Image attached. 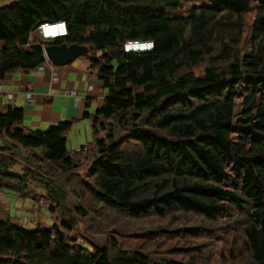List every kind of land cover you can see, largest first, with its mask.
<instances>
[{"label":"trees","instance_id":"1","mask_svg":"<svg viewBox=\"0 0 264 264\" xmlns=\"http://www.w3.org/2000/svg\"><path fill=\"white\" fill-rule=\"evenodd\" d=\"M182 1L16 0L0 8V80L42 66L44 46L77 44L89 49V75L104 92L90 116L93 141L77 151L66 145L71 123L26 133L23 109L0 112V191L27 197L38 186L37 200L61 217L33 231L0 221V264H192L121 250L113 236L107 247L82 246L71 235L70 198L86 201L74 211L81 217L223 229L231 264H264V0H206L186 18H169ZM59 22L66 37L46 42L36 33ZM128 41H150L153 50L124 54ZM16 166L23 175L11 174ZM188 234L168 233V255H201Z\"/></svg>","mask_w":264,"mask_h":264},{"label":"crops","instance_id":"2","mask_svg":"<svg viewBox=\"0 0 264 264\" xmlns=\"http://www.w3.org/2000/svg\"><path fill=\"white\" fill-rule=\"evenodd\" d=\"M7 1L9 4L16 2ZM84 57L64 67H55L46 60L29 74L16 72L7 75L0 80V112L8 106L23 109L22 127L26 133L47 131L58 123H71L66 143L67 149L70 145L68 151H77L90 144L94 136L90 116L102 107L104 92L100 89L97 77L89 75L90 64ZM86 113L88 117L84 118ZM22 153L26 155L27 151L23 150ZM11 174L21 176L23 172L17 166L11 169ZM38 192L43 194L41 188ZM33 196L22 197L1 190L0 221H12L11 211L23 213L25 217L27 213L30 214L26 205Z\"/></svg>","mask_w":264,"mask_h":264},{"label":"rangeland","instance_id":"3","mask_svg":"<svg viewBox=\"0 0 264 264\" xmlns=\"http://www.w3.org/2000/svg\"><path fill=\"white\" fill-rule=\"evenodd\" d=\"M8 4L9 2L7 0H0V8ZM208 6L209 3L206 0H183L181 9H179L178 11L169 12L168 17L172 19L186 18L189 16L191 9ZM255 14L256 9L255 7H253L250 13H248L245 17V43L249 41V38L251 37ZM36 33L39 35L37 31ZM246 47L247 44H244L242 50V53L244 54L247 53ZM89 55L90 51L87 56ZM78 62L82 61L79 60ZM195 73L199 74L200 70L195 71ZM239 110V100H236V113H238ZM2 144L3 142L0 139V146ZM72 144H74L73 141ZM68 146V149H70V145ZM78 174H80V177H84L83 172H79ZM75 185L76 183L72 181L69 184V188L71 189L75 187ZM30 187L32 190H34L30 192V194L35 195V198H30L31 202L26 205V207L30 211V214L27 213L25 217L23 216L25 215L23 213L17 214L15 213V211H11L10 215L12 216V221L21 224V226H23L28 231L35 230L38 225L52 226L54 224H60L61 217L59 212H56V214L51 213L48 209V206L44 204L43 201H40V199L37 200V195L41 194L38 192L40 187L35 185H30ZM85 203L86 201L79 203L75 199L70 198L66 204V206L71 210L72 214L71 218L68 219L70 221L74 220L72 221L74 222V230H72L71 235L74 238H79L80 244L84 247H107L110 236H113L119 249L128 251H142L143 253L149 254L154 259L160 258L164 255L166 256V258H174L192 264L232 263V260L225 258L228 257V253L231 247L230 241L232 237H229V235L226 234L223 229H221V233L218 234V230L215 232L209 231L208 228L204 227L205 225L192 220L189 222V227H176L175 229L169 228L170 230H177L172 232L169 230H163L162 228L165 227L164 225L159 226L158 223H152V221L139 222L131 220L129 218H123L117 215L110 214L105 217L100 213L95 214L94 211H91L88 217H81L74 211L78 206H84ZM88 207L90 206L87 205V208ZM199 226H201V229ZM161 229L163 231H161ZM186 232L189 233V236L193 237V242L196 243V245L200 249L201 255L194 261L190 260L189 257H182L180 255H168V251L170 250L169 248L175 245V243H172L169 240L168 233L184 234ZM202 232L208 233V235H201L200 237H198V235H200ZM187 240L188 239L183 238L181 241L182 243H185ZM223 256L224 261L222 260Z\"/></svg>","mask_w":264,"mask_h":264},{"label":"water","instance_id":"4","mask_svg":"<svg viewBox=\"0 0 264 264\" xmlns=\"http://www.w3.org/2000/svg\"><path fill=\"white\" fill-rule=\"evenodd\" d=\"M46 60L55 67H64L82 56H87L89 50L86 46L72 45H47L43 48ZM35 198V196H33Z\"/></svg>","mask_w":264,"mask_h":264},{"label":"built area","instance_id":"5","mask_svg":"<svg viewBox=\"0 0 264 264\" xmlns=\"http://www.w3.org/2000/svg\"><path fill=\"white\" fill-rule=\"evenodd\" d=\"M40 33V36L44 40H51L56 38L65 37L67 34L66 24L64 22L59 23H44L39 26L37 29ZM153 48V44L150 42H133L127 43L125 49L127 52H150Z\"/></svg>","mask_w":264,"mask_h":264},{"label":"clouds","instance_id":"6","mask_svg":"<svg viewBox=\"0 0 264 264\" xmlns=\"http://www.w3.org/2000/svg\"><path fill=\"white\" fill-rule=\"evenodd\" d=\"M38 28H39V27H38ZM38 28H37V29H38ZM37 29H36V31L39 33V31H38ZM39 35H40V33H39ZM66 36H67V34H66ZM66 36H65V37H66ZM40 37H41V36H40ZM61 38H63V37H61ZM56 39H57V38H56ZM43 40H44V39H43ZM53 40H55V39L44 40V41L49 42V41H53ZM129 42H130V43H133V42L144 43V41H142V42H141V41H128V42L124 43L123 46H122V50H123V53H124V54H128V53H147V52H133V51L127 52L126 49H125V45H126L127 43H129ZM146 42L148 43V42H150V41H146ZM150 43H152V42H150ZM152 44H153V43H152ZM44 47H45V46H44ZM44 47H43V48H44ZM152 50H153V48H152ZM152 50H151V51H152ZM151 51H150V52H151Z\"/></svg>","mask_w":264,"mask_h":264}]
</instances>
